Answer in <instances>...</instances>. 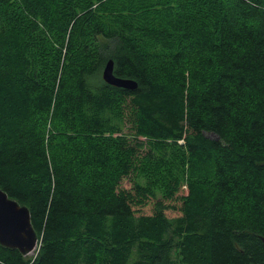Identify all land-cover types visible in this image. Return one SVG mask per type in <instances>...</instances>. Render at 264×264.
<instances>
[{
    "label": "trees",
    "instance_id": "16d2710c",
    "mask_svg": "<svg viewBox=\"0 0 264 264\" xmlns=\"http://www.w3.org/2000/svg\"><path fill=\"white\" fill-rule=\"evenodd\" d=\"M0 187V264H264V0H0Z\"/></svg>",
    "mask_w": 264,
    "mask_h": 264
},
{
    "label": "water",
    "instance_id": "95a60500",
    "mask_svg": "<svg viewBox=\"0 0 264 264\" xmlns=\"http://www.w3.org/2000/svg\"><path fill=\"white\" fill-rule=\"evenodd\" d=\"M104 80L114 86L136 89L138 82L115 74L114 60L110 59L103 69ZM264 242V237H263ZM0 244L31 254L38 248L39 235L33 226L30 208L11 198L0 187Z\"/></svg>",
    "mask_w": 264,
    "mask_h": 264
},
{
    "label": "rangeland",
    "instance_id": "374dc122",
    "mask_svg": "<svg viewBox=\"0 0 264 264\" xmlns=\"http://www.w3.org/2000/svg\"><path fill=\"white\" fill-rule=\"evenodd\" d=\"M37 250H38V248L36 249V252H37ZM32 253H33V252H32ZM32 253H31V254H32Z\"/></svg>",
    "mask_w": 264,
    "mask_h": 264
},
{
    "label": "built area",
    "instance_id": "2783aa9c",
    "mask_svg": "<svg viewBox=\"0 0 264 264\" xmlns=\"http://www.w3.org/2000/svg\"><path fill=\"white\" fill-rule=\"evenodd\" d=\"M38 245H39V244H38ZM35 250H36V249H35ZM35 250H34V251H35Z\"/></svg>",
    "mask_w": 264,
    "mask_h": 264
}]
</instances>
